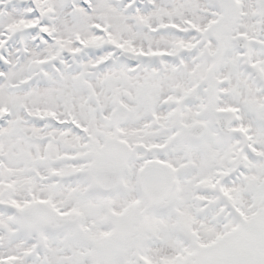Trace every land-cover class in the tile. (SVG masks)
<instances>
[{"label":"snow or ice","instance_id":"6c2138e0","mask_svg":"<svg viewBox=\"0 0 264 264\" xmlns=\"http://www.w3.org/2000/svg\"><path fill=\"white\" fill-rule=\"evenodd\" d=\"M0 264H264V0H0Z\"/></svg>","mask_w":264,"mask_h":264}]
</instances>
